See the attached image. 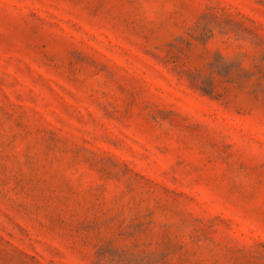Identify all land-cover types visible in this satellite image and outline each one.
Returning <instances> with one entry per match:
<instances>
[{
    "label": "rangeland",
    "instance_id": "1",
    "mask_svg": "<svg viewBox=\"0 0 264 264\" xmlns=\"http://www.w3.org/2000/svg\"><path fill=\"white\" fill-rule=\"evenodd\" d=\"M0 264H264V0H0Z\"/></svg>",
    "mask_w": 264,
    "mask_h": 264
}]
</instances>
